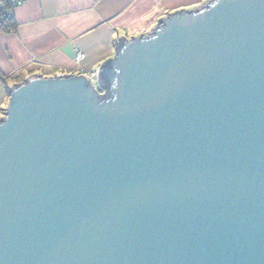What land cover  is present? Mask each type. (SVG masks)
Masks as SVG:
<instances>
[{"label":"water","instance_id":"obj_1","mask_svg":"<svg viewBox=\"0 0 264 264\" xmlns=\"http://www.w3.org/2000/svg\"><path fill=\"white\" fill-rule=\"evenodd\" d=\"M8 86L0 264H264V0L119 36Z\"/></svg>","mask_w":264,"mask_h":264},{"label":"crops","instance_id":"obj_2","mask_svg":"<svg viewBox=\"0 0 264 264\" xmlns=\"http://www.w3.org/2000/svg\"><path fill=\"white\" fill-rule=\"evenodd\" d=\"M208 1L24 0L13 4L14 26L0 30V118L10 84L34 73H76L77 49L84 53L80 67L92 75L113 55L119 36H146L162 16L195 10Z\"/></svg>","mask_w":264,"mask_h":264},{"label":"trees","instance_id":"obj_3","mask_svg":"<svg viewBox=\"0 0 264 264\" xmlns=\"http://www.w3.org/2000/svg\"><path fill=\"white\" fill-rule=\"evenodd\" d=\"M12 0H0V30L13 28L14 22L11 17Z\"/></svg>","mask_w":264,"mask_h":264},{"label":"built area","instance_id":"obj_4","mask_svg":"<svg viewBox=\"0 0 264 264\" xmlns=\"http://www.w3.org/2000/svg\"><path fill=\"white\" fill-rule=\"evenodd\" d=\"M24 0H12V4H17V3H21V2H23ZM83 58H84V53L81 51V50H75V52H74V54H73V60H74V62L79 66V69L77 70V72L76 73H84V74H87V73H85L84 72V70H83V68H81L80 67V63H81V61L83 60ZM70 74H73V73H68V74H65V75H70ZM93 75V78H94V76H95V73L94 74H92ZM92 75H89L90 76V78H91V76ZM92 79V78H91ZM92 82H93V84H94V86L97 88V89H100V92L102 93L103 92V90H102V86L95 80V78L94 79H92Z\"/></svg>","mask_w":264,"mask_h":264}]
</instances>
